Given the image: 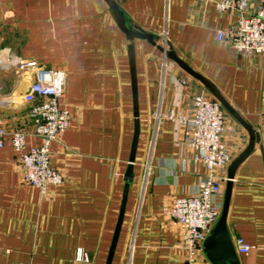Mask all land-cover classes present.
I'll list each match as a JSON object with an SVG mask.
<instances>
[{
  "label": "crops",
  "instance_id": "obj_1",
  "mask_svg": "<svg viewBox=\"0 0 264 264\" xmlns=\"http://www.w3.org/2000/svg\"><path fill=\"white\" fill-rule=\"evenodd\" d=\"M115 1L126 23L152 33L153 42L131 41L106 0H0V55L65 70L62 105L71 113L69 127L50 146L62 184L42 191L25 182L9 137L0 146V264H108L114 241L109 264H188L189 249L179 244L183 229L164 207L197 192L208 170L193 161L187 126L160 115L187 113L196 95H215L160 45L212 81L256 133L235 171L227 227L240 264H264L262 57L236 54L217 40L230 19L211 1ZM131 43L140 120L133 161ZM30 81L0 66V127L28 124L22 95ZM224 127L235 159L250 131L228 109ZM27 143L42 139L29 136ZM229 165L215 169L225 189ZM237 237L253 245L248 253L237 251ZM191 264H214L205 245Z\"/></svg>",
  "mask_w": 264,
  "mask_h": 264
},
{
  "label": "built area",
  "instance_id": "obj_2",
  "mask_svg": "<svg viewBox=\"0 0 264 264\" xmlns=\"http://www.w3.org/2000/svg\"><path fill=\"white\" fill-rule=\"evenodd\" d=\"M202 1H211L219 13L229 16L230 22L218 28L217 40L227 42L236 54L262 57L264 66V0ZM0 66L31 77L22 95L29 122L12 129L0 127V146L9 137L13 149L19 153L25 182L42 191L49 185L64 183V175L50 165L49 155L52 141L66 131L71 121L69 109L62 105L66 93L65 70L11 52L0 55ZM160 118L177 120L187 126L186 140L196 150L193 161H201L208 170L207 175L200 177L197 192L178 197L171 206L164 207L183 229L179 244L189 249L188 264H191L195 252L202 250L213 232L224 205L225 187L215 175V169H225L233 160L223 141L226 109L216 97L203 93L194 97L187 113L171 110ZM29 136L42 139V143L28 146ZM235 245L239 253H248L253 247L243 237H237ZM76 257H85L82 248L77 249Z\"/></svg>",
  "mask_w": 264,
  "mask_h": 264
},
{
  "label": "water",
  "instance_id": "obj_3",
  "mask_svg": "<svg viewBox=\"0 0 264 264\" xmlns=\"http://www.w3.org/2000/svg\"><path fill=\"white\" fill-rule=\"evenodd\" d=\"M111 7L116 20L121 27L127 34V37L133 41L134 38H145L149 41L153 42V34L144 31L140 27L131 26L126 23L125 16L123 11L119 8L115 0H106ZM160 49L166 51L167 55L171 58L175 59L180 65L186 68L188 71L196 75L208 88L209 90L215 95V97L223 104V106L228 109L232 114H234L241 123L250 131L251 134V141L248 147L235 159L232 160L231 164L229 165L228 169V180L225 189V200L224 205L221 213V217L216 224L213 232L208 237L205 242V249L207 252L208 257L214 264H240L238 259L235 247L233 245L232 239L228 232L227 227V216H228V208L229 202L232 192V185H233V178L235 175V171L240 163L248 156L250 151L255 146L256 141V133L252 129V127L242 118V116L238 113V111L227 101V99L223 96L220 90L216 87L212 81L206 78L201 73L195 71L192 67H190L187 63L184 62L176 53L175 50H167L163 46H159ZM129 54H130V64H131V72H132V82H133V93H134V106H135V131H134V139L132 145V153H131V160H134L135 151L138 143V137L140 132V120H139V103H138V91H137V77H136V63H135V49L134 44L131 43L129 45ZM115 241L112 244L111 254L113 252ZM109 258V261H110ZM108 261V264H109Z\"/></svg>",
  "mask_w": 264,
  "mask_h": 264
}]
</instances>
